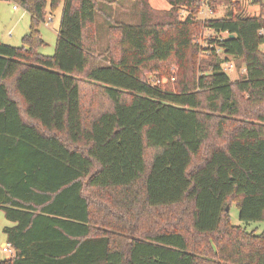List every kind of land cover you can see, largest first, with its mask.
Listing matches in <instances>:
<instances>
[{"label":"trees","instance_id":"16d2710c","mask_svg":"<svg viewBox=\"0 0 264 264\" xmlns=\"http://www.w3.org/2000/svg\"><path fill=\"white\" fill-rule=\"evenodd\" d=\"M0 1L30 15L20 47L0 41V264H264V232L226 210L264 222V0L204 20L205 0ZM125 1L137 24L107 15Z\"/></svg>","mask_w":264,"mask_h":264},{"label":"rangeland","instance_id":"374dc122","mask_svg":"<svg viewBox=\"0 0 264 264\" xmlns=\"http://www.w3.org/2000/svg\"><path fill=\"white\" fill-rule=\"evenodd\" d=\"M212 0H205L204 5L198 14L199 19L204 20L206 18L215 17L218 18L223 13H225L226 8L222 3L217 7L216 15H212L210 12V7L208 3ZM242 4L245 6L247 14L258 15L260 10L258 6L251 5L249 0H243ZM149 5L151 8L156 10H168L169 6L166 0H149ZM16 6L17 10H12ZM48 12V8H47ZM107 15L112 19L127 23V24H137L139 7L125 1L121 4H112L106 10ZM61 9L59 8L54 14L49 15L48 21L43 23L39 27L41 37L45 45L40 48V53L45 56H51L54 53L55 42L57 38V31L60 21ZM98 24L100 25L97 30V44H98V53H104L107 46V24L105 23L103 17H97ZM30 23V15L17 3L10 1H0V40L6 41L2 42L11 46L20 47L21 39L27 33ZM10 32V33H9ZM210 36V32L207 30H202L195 37L194 42L197 46L205 48V39ZM200 59H206V56L199 52ZM224 71L228 72L232 80L238 79L240 73L242 74L243 70L240 68L235 69L232 63L225 64ZM152 81L156 84L159 82L156 76H152ZM229 218L230 222L234 226L243 228L247 232H254L256 235H260L264 232V222H244L239 219L238 208L235 203L230 205L229 209ZM13 226L11 223L7 222L4 218L2 212H0V259L5 260L11 258L9 252H4L3 248H8L6 245V238L2 230L5 227ZM9 249V248H8Z\"/></svg>","mask_w":264,"mask_h":264},{"label":"built area","instance_id":"2783aa9c","mask_svg":"<svg viewBox=\"0 0 264 264\" xmlns=\"http://www.w3.org/2000/svg\"><path fill=\"white\" fill-rule=\"evenodd\" d=\"M12 9H13V10H16L17 7L14 6ZM260 35L264 36V28L260 31ZM3 251H4V252H9V253L11 254V257L14 256L13 252H12L10 249L6 248V247L3 248Z\"/></svg>","mask_w":264,"mask_h":264},{"label":"crops","instance_id":"0c3cea01","mask_svg":"<svg viewBox=\"0 0 264 264\" xmlns=\"http://www.w3.org/2000/svg\"><path fill=\"white\" fill-rule=\"evenodd\" d=\"M168 6H169V5H168ZM169 8H170V6H169ZM169 8H168V9H169ZM153 9H155V8H153ZM12 10H13V9H12ZM16 10H17V9H16ZM155 10H156V9H155ZM13 11H14V10H13ZM29 24H30V23H29ZM28 29H29V28H28ZM27 32H28V31H27ZM9 33H10V32H9ZM0 41H1V40H0ZM1 42H5V43H6V41H3V40H2ZM6 245H7V244H6ZM7 246H8V245H7ZM8 248H9V246H8Z\"/></svg>","mask_w":264,"mask_h":264},{"label":"water","instance_id":"95a60500","mask_svg":"<svg viewBox=\"0 0 264 264\" xmlns=\"http://www.w3.org/2000/svg\"><path fill=\"white\" fill-rule=\"evenodd\" d=\"M226 210H227V212H228V211H229V207H227V209H226Z\"/></svg>","mask_w":264,"mask_h":264}]
</instances>
